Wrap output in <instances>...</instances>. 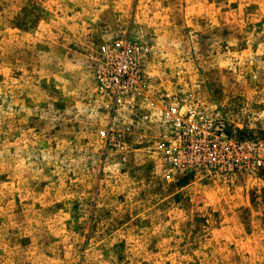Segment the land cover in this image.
I'll use <instances>...</instances> for the list:
<instances>
[{"label":"rangeland","instance_id":"1","mask_svg":"<svg viewBox=\"0 0 264 264\" xmlns=\"http://www.w3.org/2000/svg\"><path fill=\"white\" fill-rule=\"evenodd\" d=\"M0 264H264V0H0Z\"/></svg>","mask_w":264,"mask_h":264}]
</instances>
